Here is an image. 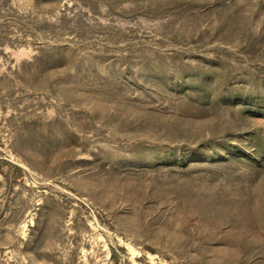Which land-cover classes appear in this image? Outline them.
Listing matches in <instances>:
<instances>
[{"label":"rangeland","instance_id":"obj_1","mask_svg":"<svg viewBox=\"0 0 264 264\" xmlns=\"http://www.w3.org/2000/svg\"><path fill=\"white\" fill-rule=\"evenodd\" d=\"M0 264H264V0H0Z\"/></svg>","mask_w":264,"mask_h":264}]
</instances>
